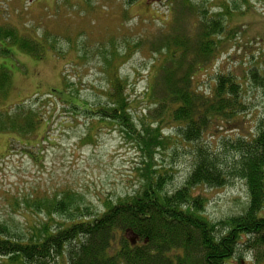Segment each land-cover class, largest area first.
Listing matches in <instances>:
<instances>
[{"label": "rangeland", "instance_id": "1", "mask_svg": "<svg viewBox=\"0 0 264 264\" xmlns=\"http://www.w3.org/2000/svg\"><path fill=\"white\" fill-rule=\"evenodd\" d=\"M195 1L203 2L210 13L220 11L223 2L236 10L218 58L204 68L208 71L198 73L195 82L199 92L208 94L217 73H230L241 83L246 112L229 122L214 123L200 139L210 143L218 156L228 157L224 164L231 166L235 154L223 145L230 135H247L264 127V0ZM127 2L0 0V29L13 28L36 48L30 53L12 39L0 37V65L11 74L0 111L22 112L21 122L28 115L38 120L28 131L0 132V223L12 232L31 234V228L47 221L54 228L67 224L62 215L36 207L47 198L76 194L77 203L89 207L93 215L107 201L115 203L139 191L150 171L169 172L168 191L180 188L189 176L194 146L183 141L175 122L160 123L150 93L158 63L154 47L168 31L165 23L173 13L182 16L180 0ZM184 16L189 20V14ZM141 40L143 44L136 46ZM129 45L131 53L122 59ZM114 71L128 80L131 115L141 135L95 113L111 101L108 92ZM59 92L71 93L90 111L72 107ZM143 121L154 128L160 125L164 145L151 147L143 141L147 134ZM197 190L203 192L205 213L213 222L242 215L249 202L248 187L238 178L231 177L220 188ZM4 260L0 256V264ZM230 264H264V244L246 245Z\"/></svg>", "mask_w": 264, "mask_h": 264}, {"label": "trees", "instance_id": "2", "mask_svg": "<svg viewBox=\"0 0 264 264\" xmlns=\"http://www.w3.org/2000/svg\"><path fill=\"white\" fill-rule=\"evenodd\" d=\"M134 1L128 0L127 4ZM180 3L182 16L175 17L172 12L174 17L165 23L168 31L162 32L154 47L153 56L158 63L154 66L157 72L150 93L157 103L156 118L161 117L160 123L175 122L173 127L183 141L194 146L195 160L185 183L168 191L169 172L150 171L139 191L115 203L107 201L93 215L70 192L61 198L39 201L37 208L46 209L49 215L58 213L68 223H58L54 228L47 221L31 228L34 229L31 234L12 232L0 223L3 264H62L64 259L66 264H230L246 245L264 244V127L247 135H230L223 145L235 154L231 166L224 164L228 157L218 156L210 150V143L200 141L214 123L229 122L247 110L241 83L230 73H217L209 94L195 87L198 73L208 71L204 68L218 58L228 22H232L236 10H231L227 2H223L220 11L212 13L203 2L180 0ZM185 14H189V20ZM0 37L12 39L30 53L36 51L35 44L13 28L0 29ZM142 44L141 40L136 46ZM128 47L129 52H122V59L130 55L132 46ZM110 74L111 101L99 106L95 113L102 120H116L130 133L141 135L131 115L128 80L117 71ZM252 75L259 78L256 71ZM10 81L9 70L0 65L1 100L8 93ZM59 94L69 98L72 107L90 109L78 104L71 93ZM23 116L22 112L0 111V132L28 131L38 124L34 115L21 122ZM145 124L143 121L147 133L145 137L142 135L143 141L151 147L164 145L160 125L154 128ZM149 152L153 155V150ZM231 177L247 185V208L242 215L213 222L205 213L203 192L197 188H220Z\"/></svg>", "mask_w": 264, "mask_h": 264}]
</instances>
